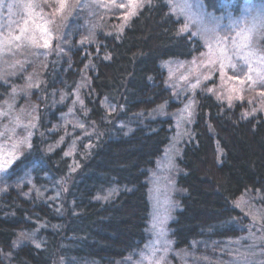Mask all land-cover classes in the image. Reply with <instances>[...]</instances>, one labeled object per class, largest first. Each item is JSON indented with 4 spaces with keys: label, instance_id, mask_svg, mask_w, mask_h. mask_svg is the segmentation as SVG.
Listing matches in <instances>:
<instances>
[{
    "label": "trees",
    "instance_id": "16d2710c",
    "mask_svg": "<svg viewBox=\"0 0 264 264\" xmlns=\"http://www.w3.org/2000/svg\"><path fill=\"white\" fill-rule=\"evenodd\" d=\"M199 1L218 15L263 0ZM182 28L165 0H149L91 44L62 30L63 45L54 42L30 92L37 104L30 146L0 176V264H132L144 249L147 177L173 126L149 118L173 106L162 63L190 60L204 49ZM3 76L0 107L23 84ZM199 99L193 138L179 162L186 196L172 224L173 246L209 252L217 264H234L243 253L255 264L258 219L238 201L249 197L251 208L263 201L264 115L245 117L240 104Z\"/></svg>",
    "mask_w": 264,
    "mask_h": 264
},
{
    "label": "rangeland",
    "instance_id": "374dc122",
    "mask_svg": "<svg viewBox=\"0 0 264 264\" xmlns=\"http://www.w3.org/2000/svg\"><path fill=\"white\" fill-rule=\"evenodd\" d=\"M148 1L0 0V75L6 77L3 82L15 78L23 82L0 107V176L30 146L37 114L30 92L40 85L41 71L54 42L63 45L64 36L77 33L80 44H91L102 31L123 27ZM165 1L183 21L182 33L198 38L204 49L190 60L162 63L173 106H160L150 112L149 118L170 119L172 134L163 155L149 170L148 239L130 262L217 264L210 260L209 252L199 254L193 247L185 254L173 246L172 224L186 196L178 183L183 173L179 162L184 146L193 138L200 96L212 97L226 108L240 104L245 117L264 115V0L246 2L237 14L226 9L218 15L207 12L199 0ZM77 12L80 15L71 18ZM58 25L65 26L64 30L69 27L70 33L62 35ZM249 200L242 197L238 206L258 219L254 224L259 234L253 237L259 248L255 264H264V197L253 208ZM242 254L235 255L239 258L237 262L232 260L234 264H251ZM215 257L222 262V256Z\"/></svg>",
    "mask_w": 264,
    "mask_h": 264
},
{
    "label": "snow or ice",
    "instance_id": "6c2138e0",
    "mask_svg": "<svg viewBox=\"0 0 264 264\" xmlns=\"http://www.w3.org/2000/svg\"><path fill=\"white\" fill-rule=\"evenodd\" d=\"M189 8L193 7V5H188ZM196 7H199V5H196ZM19 39V37H17Z\"/></svg>",
    "mask_w": 264,
    "mask_h": 264
}]
</instances>
